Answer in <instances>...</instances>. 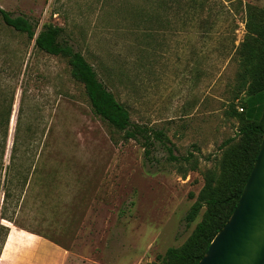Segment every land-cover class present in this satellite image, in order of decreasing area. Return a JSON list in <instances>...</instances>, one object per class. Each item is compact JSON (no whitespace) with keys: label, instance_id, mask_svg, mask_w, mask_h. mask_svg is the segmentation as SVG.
I'll use <instances>...</instances> for the list:
<instances>
[{"label":"rangeland","instance_id":"obj_1","mask_svg":"<svg viewBox=\"0 0 264 264\" xmlns=\"http://www.w3.org/2000/svg\"><path fill=\"white\" fill-rule=\"evenodd\" d=\"M247 5L264 0H0L36 31L59 27L132 123L163 132L173 156L192 153L173 162L155 141L145 156L142 140L125 139L93 113L65 58L36 50L0 18V107L12 100L13 109L3 162L21 99L37 129L23 158L40 171L3 207L10 221L0 219L9 229L1 264L18 230L64 248L67 264L158 263L186 241L206 207L188 225L184 217L206 176L218 177L220 145L243 123L229 105ZM234 104L241 113L242 101ZM2 203L1 193L0 213Z\"/></svg>","mask_w":264,"mask_h":264},{"label":"trees","instance_id":"obj_2","mask_svg":"<svg viewBox=\"0 0 264 264\" xmlns=\"http://www.w3.org/2000/svg\"><path fill=\"white\" fill-rule=\"evenodd\" d=\"M0 18L13 30L24 34L33 47L47 55L65 58L70 68L71 78L81 84L93 113L116 130L124 131L125 139L142 140L144 155L157 141L168 152L173 162H188L192 153L183 157L172 155V148L167 137L161 131H153L150 135L144 127L130 121V116L121 103L107 89L93 67L81 53L75 51L67 41L62 39V30L52 24H44L36 31V24L23 16L13 17L11 13L0 7ZM245 35L237 46H233L238 64L236 84L232 91V103L229 105L232 117L242 121L237 129L236 138L224 141L221 159V171L218 177L206 176L205 184L198 198L190 206L184 220L186 224L193 222L203 206L206 207L202 219L195 225L186 241L179 247L168 248L158 263L149 264H197L206 252L216 233L230 217L246 183L252 165L256 159L264 130V6L256 8L246 6ZM24 92V91H23ZM22 92V96H23ZM241 100V113L234 102ZM12 100L0 107V194H3L0 219L5 218L3 207L11 202L16 193H22L30 187L33 173L38 171L34 160H26L27 139L33 137L37 129L26 119L23 101L18 104L12 136L9 162L4 165L5 149L12 116ZM43 133V132H42ZM152 139V140H151ZM236 140L235 142H233ZM18 191V192H17ZM18 205V201L15 206ZM2 239L0 253L9 229L0 224Z\"/></svg>","mask_w":264,"mask_h":264},{"label":"water","instance_id":"obj_3","mask_svg":"<svg viewBox=\"0 0 264 264\" xmlns=\"http://www.w3.org/2000/svg\"><path fill=\"white\" fill-rule=\"evenodd\" d=\"M197 264H264V130L239 199Z\"/></svg>","mask_w":264,"mask_h":264},{"label":"crops","instance_id":"obj_4","mask_svg":"<svg viewBox=\"0 0 264 264\" xmlns=\"http://www.w3.org/2000/svg\"><path fill=\"white\" fill-rule=\"evenodd\" d=\"M18 231H20V233L15 232L16 239L14 240L15 244L13 246V250L8 253L3 264H67L68 255L64 248L55 244L50 239L47 240L48 245L43 244L39 240L42 238L32 232H27L24 230ZM22 236L24 238H29L28 243L31 245L28 244L15 248L17 245L16 243L20 238H22ZM34 238H37L39 241ZM2 256L3 247L0 253V264Z\"/></svg>","mask_w":264,"mask_h":264}]
</instances>
